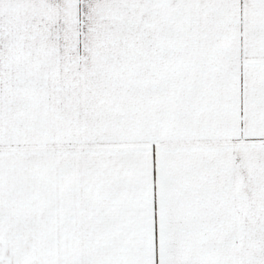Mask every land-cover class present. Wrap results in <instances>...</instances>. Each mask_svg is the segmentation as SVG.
Returning a JSON list of instances; mask_svg holds the SVG:
<instances>
[{
    "label": "snow or ice",
    "instance_id": "snow-or-ice-1",
    "mask_svg": "<svg viewBox=\"0 0 264 264\" xmlns=\"http://www.w3.org/2000/svg\"><path fill=\"white\" fill-rule=\"evenodd\" d=\"M0 264H264V0H0Z\"/></svg>",
    "mask_w": 264,
    "mask_h": 264
}]
</instances>
